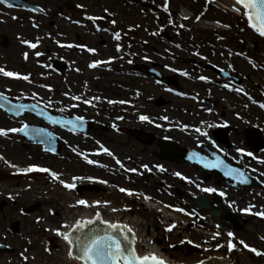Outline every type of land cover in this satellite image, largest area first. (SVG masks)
Listing matches in <instances>:
<instances>
[{
    "label": "flooded vegetation",
    "instance_id": "flooded-vegetation-1",
    "mask_svg": "<svg viewBox=\"0 0 264 264\" xmlns=\"http://www.w3.org/2000/svg\"><path fill=\"white\" fill-rule=\"evenodd\" d=\"M75 3L73 11L58 8L55 12L46 10L40 0H4L0 3V68L17 74L6 77L0 73V93L7 97L6 103L0 101L4 105L0 107V124L15 122L18 118L9 112L19 105H34L42 114L35 120L37 125L58 139L57 154L41 148L43 153L60 158L65 147L67 157H71L70 153L81 159L86 172L91 173L95 169L99 175L104 165L121 164L137 183L146 182L143 186L136 184L133 189H126L139 198L141 215L154 218L152 215L159 213L162 223L165 216L159 211L173 213L179 218V223L185 222L188 236L196 237L198 233L190 230L195 227V219L200 230L206 231L204 227L211 226L214 232H204L205 236H202L205 243L199 247L185 246L187 254L198 249L199 257L217 255L226 257L230 264H237L234 260L238 253L264 264V255H256L249 248L260 253H264V249L236 235L245 231L249 224L264 226V216L257 215L264 213V208H261L264 206V187L259 186L262 179L254 174L259 169L257 165L264 160V128L255 124L254 117L247 115V111L239 109L241 112L237 113L238 107L232 97L234 90V95L240 94L246 100L249 99L247 92L237 91L238 88L228 82L211 81L232 93L225 99L202 90L185 92L183 89L188 87L187 84L179 81L175 88L155 82L153 86L160 90V95H143L134 89L140 86L134 80L143 76L141 70L134 69L142 64L139 53L137 56L134 53V40H128L127 47L124 28L119 25L115 13L79 9V4L84 3ZM30 5L39 10L31 11ZM166 40L165 45L174 48L172 39L166 36ZM33 44L36 46L32 47ZM208 58L202 54L198 59H176L179 61L175 64L177 76L187 73L189 67L208 70ZM32 63L38 67V74L30 71ZM215 65L222 67V60H215ZM233 65L230 63L223 68L231 75L242 77L241 89L249 81V75L247 72L238 74V65ZM157 71L168 76L163 70ZM25 76L27 80L23 78ZM20 112L24 113L23 117L30 115L25 108ZM141 116L148 119L141 120ZM78 117L81 119L77 120ZM54 120L57 122L53 123ZM24 124L28 123H19L16 127L15 124H1L0 128H20ZM197 128L207 136L197 132ZM13 135L19 138L23 148L31 145L20 132H8L0 138L10 141ZM143 148L153 159L145 156L148 153H142ZM238 149H243V153ZM194 152L209 159L219 157L231 167L239 168L251 184L225 177L220 169L204 168L196 158L190 159ZM4 157L7 155L2 150L0 158ZM89 160L96 163L90 164ZM175 164L182 167L188 176L181 170L171 172V166ZM211 179L212 188L217 191H201ZM157 180L158 185L155 183ZM223 184L239 190H220ZM86 185L95 190L91 182L83 186ZM221 192L224 195H220ZM175 194L179 197L186 195L183 200L189 202L191 209L185 208L182 199H177ZM196 199L203 200L204 206L199 207ZM249 208L250 211H244ZM176 227L168 231V226L159 224L160 236L157 237L169 245L168 239ZM218 231L220 235L213 238ZM228 232L234 233V239L227 236ZM183 233L184 230L180 234ZM229 239H233L236 245L232 251L227 247ZM208 240L212 243L207 244ZM241 240L249 248H245ZM152 242L159 243V240L154 238Z\"/></svg>",
    "mask_w": 264,
    "mask_h": 264
},
{
    "label": "rangeland",
    "instance_id": "rangeland-1",
    "mask_svg": "<svg viewBox=\"0 0 264 264\" xmlns=\"http://www.w3.org/2000/svg\"><path fill=\"white\" fill-rule=\"evenodd\" d=\"M40 1L45 4L46 10L50 9L54 12L58 8L73 11L77 5L75 2L85 4H79L81 6V8L77 7L79 9L114 12L118 18L119 25L124 28L123 32L126 37L127 47L128 40H134L136 47L134 53L136 56L139 53L142 64L157 68V70H163L167 74L172 73L167 70V67L173 70L177 69L175 64L179 61H176V59H198V55L202 54L209 57L208 59L210 60L208 62L211 64L215 63L217 59L222 60L223 66L221 68L230 63L232 65L237 64V69H235L238 74L242 73L243 75L247 72L249 75V81L242 89V91L247 92L249 99L245 100L240 94L234 95L233 90V101L239 111L237 113L241 112L239 109L247 111V115H250L251 118L254 117L255 124L261 125L264 128V108L260 106L264 104V38L248 27L247 22L243 20L244 18L241 14L240 16L234 15L231 20L225 18L223 12L216 13L210 17L208 9L213 4L208 2V0H169V6L167 0ZM67 4H70L71 7L67 8ZM182 9H185L189 14L188 18L178 17ZM216 18L226 20L225 29L212 31L211 28L215 30L219 28H214V26L205 23L206 19L214 21ZM142 27H145V29H142ZM166 34L171 38L174 36V40H172L175 44L174 49H170V47L165 45L167 43L165 39ZM167 59H172L173 61L167 62ZM165 67L168 72L165 70ZM30 71H37L36 73L38 74V67L32 63ZM187 73L185 78L189 81L181 80L188 86L183 89L185 92L191 93L192 91L202 90L203 92H211L222 96L225 99L227 98L226 95L232 94H229L224 87L208 82V80H217L210 71L203 69L192 70L189 67ZM201 77H204V79H201ZM134 82L140 85L134 89L141 91L143 95H152L154 93L160 95V90L153 86L154 81L148 77L141 76L134 80ZM221 82L226 84L227 81L222 80ZM127 83L129 84V81ZM23 122L33 125L38 124L30 115L18 118L12 123L1 124H15L14 126L16 127L19 123ZM5 145H8L9 148H4ZM35 147L37 146L30 145L23 148L19 142V138L15 135L10 138V141L0 138V151L4 150L5 155H7L4 159L0 158V189L1 187L4 188V190H0V226L5 228V231L0 232V240L6 242V244L0 243L1 264H58L55 262L54 255L60 251L61 241L57 237L58 235L50 234L51 231L46 229V220L47 218L56 217L60 213L59 209L61 207L65 209L67 207L73 208L74 206L79 210L97 208L101 211L103 218L111 211L112 215L117 217L119 223L125 221V223L131 224L129 220H137L139 223L141 222V226L138 225V230H143V235H145L148 243L151 239L155 238L159 240V243H155V245L165 252L180 253L188 258L194 257V259H199L198 249L191 254H187L185 246L189 244L196 247L201 246L202 243H205L202 238V236H205L204 232L212 233L214 232L213 228L205 226L206 231L201 229V232L195 219L193 221L195 227L190 230L198 233L196 237L194 235L188 236L185 233L188 227L182 221L178 225H175L177 226L175 230L177 231L178 228H182L184 233L180 234L179 237L177 236L176 239H171L169 245H166L161 237H157V232L160 230L159 225L157 227L151 226L150 223H147L148 221H146L144 215L140 214L141 212L138 209V205L140 204L139 198L136 195L130 196L126 192L119 191L120 188L133 189L136 184L142 186L146 184L144 181L137 183L132 175H129L123 170V167H120L121 164L109 163V165H105L106 167L103 166L100 175L94 172L96 171L95 169L91 173H88L83 169L85 167L83 164L85 163L81 159H77L70 153L71 157H67L68 153H65L67 151L65 147L60 158L45 154L41 148ZM142 153H148L147 149L143 148ZM145 156L153 159L149 153ZM146 162H150V160ZM31 165L48 168L51 172L57 173L59 178L53 179L47 172L23 171ZM257 166L259 169H254V174L262 179L259 186L264 187V160H261V163ZM171 168V172L181 170L185 176H188V173L184 172L182 167L177 164L171 166ZM2 174L5 177H2ZM74 177H79L80 179L74 181ZM61 180L66 183L75 182L76 185H84L91 182L96 191H81V193L76 195L70 189L64 188L60 183ZM99 181H106V183H100ZM158 182V180L155 181L157 185L160 184ZM211 183L212 179L206 182L205 186L213 187ZM152 188L154 187L152 186ZM220 190H239V188H230L223 184ZM62 191L66 192V196L60 194ZM175 197L177 199L181 198L182 205L185 208L191 209L189 202L183 200L186 195L182 194L179 197L175 194ZM80 199L86 200L89 204L93 205L96 201H100V204L98 206L86 207L75 203V201L77 202ZM70 200L74 201L72 205L69 204ZM7 206L10 209H6ZM261 208H264V206L261 205ZM37 209H41V213L37 214L35 211ZM113 209H116V211H113ZM106 210L109 211L107 212ZM25 218H28L29 222L21 224L20 219ZM172 220L175 221V219ZM27 225L32 228V233L30 234L23 232V228ZM247 228L248 230H246ZM247 228L245 231L237 233V237L264 249V226L257 225L254 227L249 224ZM183 237L186 238L183 239ZM179 238L181 240L178 241L177 239ZM34 241H36L37 245L40 246L41 244V246L46 248L45 253L41 252L42 257L32 255L29 258L25 257L24 254L22 255L21 248L24 252L30 254L31 248L35 245ZM209 243L212 242L208 240L207 244ZM2 255L8 258L3 259ZM236 255L238 258L234 261L237 264H260L258 259L248 258L238 253Z\"/></svg>",
    "mask_w": 264,
    "mask_h": 264
},
{
    "label": "snow or ice",
    "instance_id": "snow-or-ice-1",
    "mask_svg": "<svg viewBox=\"0 0 264 264\" xmlns=\"http://www.w3.org/2000/svg\"><path fill=\"white\" fill-rule=\"evenodd\" d=\"M4 0H0V3H3ZM234 11L241 13L242 17L246 19L247 25L254 32L258 33L260 36H264V0H234ZM91 19V18H90ZM119 36L117 35V39ZM35 47L36 45H31ZM95 66V65H92ZM0 73L6 77H12L17 74L5 71L3 68H0ZM25 80L28 79L27 76L23 77ZM204 79V77H201ZM227 87V85H225ZM239 91V89H237ZM0 101L4 103L7 102V97L0 93ZM3 103H0V107H3ZM264 108V104L260 105ZM25 108V105H19L16 109V115L20 114V111ZM81 118H77L80 120ZM141 120H147L148 117L141 116ZM57 121H53L56 123ZM29 125L24 124L20 128H11L3 129L0 128V135H7L8 132H20L24 135H29ZM32 131L42 132L43 130L33 129ZM197 132H200L201 135L207 136V133L201 132L199 128L196 129ZM105 152H108L107 149H104ZM237 151L243 153V149H238ZM111 155L110 152H108ZM251 156L252 153H246ZM196 158V162L202 163L203 167L206 169H220L223 171V174L238 183L246 184L248 183V178L246 174L241 171L239 168H233L230 165L226 164L224 160L219 157L214 159H209L205 155L194 152L190 159ZM88 163H96L95 161L89 160ZM119 163V161H117ZM123 167V165H121ZM144 167H147L146 165ZM163 170V169H161ZM25 172L39 171L47 172L51 175L53 179H58V174L51 172L48 168H42L37 165H31L28 168L24 169ZM135 171V169H132ZM177 176H181L180 173H175ZM182 179L184 177H181ZM79 177H74L73 180H78ZM100 183H106V181H99ZM66 189H75L76 183H66L63 180L60 181ZM119 191L127 192L128 195H133L130 190L125 188H120ZM201 191L207 193H215L217 190L212 187L202 188ZM220 195H224L223 192ZM78 205H83L86 207L98 206L100 201H96L95 204H89L88 201L80 199L76 202ZM107 204V202H105ZM116 211V209H113ZM177 211L183 212V209H177ZM244 211H250L249 209H244ZM257 215L264 216V213H257ZM99 225H103L100 227ZM67 228L68 231L61 232L59 229L56 230V234L61 236L62 239L68 244V256L76 261L79 264H165V261L158 257L154 253H146L144 255L138 254L136 250V235L131 227L126 224H119L104 220L101 217L99 212H96L93 218L88 219H77L72 224L63 225ZM175 225L169 226L167 229L171 231ZM219 228V226H216ZM220 235V232L213 234V238H216ZM227 236L234 239V233L228 232ZM233 239H229L227 242V247L229 251H232L236 245L233 243ZM183 243V241H181ZM191 243V241H189ZM245 248L249 246L244 242L240 241ZM217 247H222V245H217ZM250 251L254 252L256 255H264L260 253L255 248H249ZM199 264H204V261H200Z\"/></svg>",
    "mask_w": 264,
    "mask_h": 264
},
{
    "label": "bare ground",
    "instance_id": "bare-ground-1",
    "mask_svg": "<svg viewBox=\"0 0 264 264\" xmlns=\"http://www.w3.org/2000/svg\"><path fill=\"white\" fill-rule=\"evenodd\" d=\"M209 1H211V0H209ZM211 2H212V4H215L216 6L212 5L210 8L208 7L209 8L208 9V13H209L208 15L210 17L214 16L216 13L218 14L220 12H223L225 14V18H228V19L231 20L234 15L235 16H240V14H241V13H238V12L233 10L234 6H235L234 5V0H215V1L212 0ZM180 16H182L184 18L188 16V13L186 12L185 9L181 10ZM206 20L207 21H205V23L207 25L214 26V28L215 27L219 28V29H216V30L211 28L212 31H217V30L220 31V29H225L226 20H224V19H217L216 18V19H214V21H211L209 19H206ZM243 20L246 21L245 18ZM142 29H145V27H142ZM263 62H264V59H263ZM37 147H39V146H37ZM37 147H35V148H37ZM2 176H3V174H2ZM1 189L4 190L3 187H1ZM3 193H5V192H3ZM60 194H62L63 196H66V192L65 191L60 192ZM34 201H36V200H34ZM73 203H74V201L73 202L71 200L69 201V204L72 205ZM75 203H76V201H75ZM33 204H36V203H33ZM7 208L10 209L8 206L6 207V209ZM59 210H60V213H58V215L56 217L47 218V220H46L45 227H46L47 230L51 231L50 234L57 235L56 234V230L57 229H59L61 232L68 231L67 228L63 227V225L72 224L77 219H82V218H84V217H86L88 215L94 214L95 212H99L101 214V211H99L97 208H94V207L93 208H87V209H84V210H79L75 206L73 208L67 207L65 209H63L61 207ZM59 210H58V212H59ZM35 211H36L37 214L41 213V209H37ZM139 211L141 212V210H139ZM9 212H10V210H9ZM140 214H143V213L141 212ZM152 216L154 218H149V217L145 216L146 221H148L147 223H150L151 226L157 227V225H159V224L162 225L163 224V223H161V220H160L161 215L159 213L154 214ZM101 217H103V216H101ZM105 218L111 220V222L118 223L117 217L113 216L111 211L108 212V214L105 216ZM158 218H159L160 222H159ZM171 220L172 219H169L168 221H171ZM20 221H21L20 222L21 224H25V223L29 222V219L28 218L20 219ZM129 221L131 222V224H129L128 222H127V224L125 222H121L120 224L128 225L135 232V235H136V245H135V247H136V250H137L138 254H140V255H144L146 253H154L158 257L162 258L165 261L166 264H199V262L203 261V259H222V263H216V264H230L229 260L226 257L223 258V257L217 256V255H213V256L207 255L205 257H198L199 259H194V257L188 258V257H185V255H181L180 253L173 254V253H170V252H162L158 248V246H156V245L153 246L152 242L151 243L147 242V240L145 238V235H143V230L142 229L138 230V225L141 226V222L139 223L137 220H129ZM169 225L170 224H167L166 226H169ZM4 229L5 228L0 226V232L5 231ZM31 229L32 228L27 225V226H25L23 228V232L25 234L26 233L30 234V233H32ZM181 232H182L181 230H177V231L174 230L173 233L170 235L169 239L170 240L174 239V238L176 239L177 234H180ZM157 233H158V236H160V232H157ZM57 237L61 241V244H60L61 249H60V251L58 253H56L54 255L55 262L58 263V264H79L78 261H76V260H74V259H72V258H70L68 256V244L62 239L61 236H57ZM169 239H168V241H170ZM183 239H185V237ZM177 240L179 241V239H177ZM0 243L6 244V242H4V241L2 242L1 240H0ZM16 243H19V242H16ZM33 243L35 245L31 248L32 251L30 252V254L28 252H24L23 249L21 248L22 255L24 254L25 257H29V258H31L32 255H35V256H39L41 258L42 257V253L41 252L45 253L46 248L41 246V244H40V246L37 245L36 241H34ZM24 256H22V257L24 258ZM2 258L5 259V258H8V257L5 256V255H2ZM44 264H46V263H44Z\"/></svg>",
    "mask_w": 264,
    "mask_h": 264
},
{
    "label": "water",
    "instance_id": "water-1",
    "mask_svg": "<svg viewBox=\"0 0 264 264\" xmlns=\"http://www.w3.org/2000/svg\"><path fill=\"white\" fill-rule=\"evenodd\" d=\"M264 37V36H263ZM31 111H34V110H31ZM36 115V113H35ZM33 129H36V130H40L38 127H33L31 128V132H34V134H30L28 137L30 138V140H33L32 138L33 137H36L39 139V142H45L44 140V137L42 136V132H39V131H32ZM49 138V137H48ZM46 143V147L47 149H53L54 147V143L53 142H45ZM198 202V205L200 207L204 206V201L203 200H199L197 201ZM96 212L94 214H91V215H88L82 219H88V218H93L95 216ZM103 218V217H102ZM104 220H108L111 222V220L107 219V218H103ZM74 223V222H73ZM100 227H103V225H99ZM204 261V264H216V263H222V259H203ZM166 264V263H165Z\"/></svg>",
    "mask_w": 264,
    "mask_h": 264
}]
</instances>
